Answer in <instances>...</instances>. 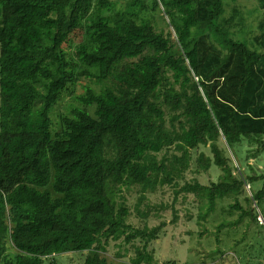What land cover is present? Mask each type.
I'll return each mask as SVG.
<instances>
[{
    "label": "trees",
    "instance_id": "trees-1",
    "mask_svg": "<svg viewBox=\"0 0 264 264\" xmlns=\"http://www.w3.org/2000/svg\"><path fill=\"white\" fill-rule=\"evenodd\" d=\"M256 1L262 17L249 45L221 25L224 0H126L117 12L107 0H0V264L64 254L108 264L104 245L121 238L144 242L131 264H152L147 243L165 223L132 231L122 189L137 187L142 203L158 186H178L199 146L211 157L198 153L197 172L213 165L223 174L175 195L204 201L201 218L260 178L238 166L234 175L218 143L236 163L243 141L264 148V0ZM156 10L175 41L153 27ZM76 30L86 43L73 61L64 44ZM82 78L99 90L86 88L82 107L60 113L52 132V111ZM169 148L179 156L158 160ZM245 201L248 211L236 203L239 217L219 230L257 222L264 183Z\"/></svg>",
    "mask_w": 264,
    "mask_h": 264
},
{
    "label": "rangeland",
    "instance_id": "rangeland-1",
    "mask_svg": "<svg viewBox=\"0 0 264 264\" xmlns=\"http://www.w3.org/2000/svg\"><path fill=\"white\" fill-rule=\"evenodd\" d=\"M107 1L108 6L111 7V12L120 11L126 2V0ZM146 2L148 3L149 0ZM224 9L221 25L229 27L234 38L251 45L258 34L257 26L262 17V10H260L257 1L224 0ZM104 14L108 15L109 12L106 11ZM149 14L155 30L157 32L162 31L166 35L171 33V40L175 41L173 30L168 25V19L164 13L161 10H156L150 11ZM85 43L84 31L76 30L64 44L67 57L77 61L78 51ZM86 88L98 91L100 86L93 79L82 78L75 88L70 86L62 94L60 102L51 113L52 132L58 130L60 113L67 114L73 107L79 109L82 107L78 103L77 97L84 94ZM89 112L93 113L91 107ZM218 143L220 148L225 150L224 155L228 157L234 175L238 176L237 166L239 167V162L236 163L232 152L228 151L222 141ZM242 148L245 149V146ZM258 148L253 144L250 151L258 153L261 150ZM237 151L241 150L238 149ZM199 152L211 157L208 147L199 146L192 150L189 169L183 173V179L175 181L178 186H158L154 192L145 194V200L142 203H139L141 194L137 187L122 189V196L124 197L122 202L129 210L126 223L132 231L143 228L151 229L165 223V227L158 233L157 239L147 243L146 251L153 258L152 264H264V221H260V217H264V205L261 206V209L253 206V213L257 217V222L245 217L239 225L226 226L219 230L220 225L233 223L239 217L240 211L233 208L236 203L248 211L249 206L245 199L250 198L251 190L256 188V183H250L251 189L245 186L238 196L229 195L217 199L214 210L204 218H201L205 212L204 201L191 194L175 195L185 182L197 181L203 186L219 182V177L223 173L216 166L212 165L207 172H197L195 159ZM173 155L179 156L172 148H169L157 154V158L160 160L165 157L169 161ZM261 158L260 163L264 167V153ZM257 174L262 176L257 181L262 188L264 169ZM118 202L121 200L118 199ZM140 213L147 214V216L143 217ZM143 245L144 242L140 239L127 244L123 238L118 241L109 240L104 245L103 256L108 258V264H131V260L135 258V250L141 249ZM8 252L11 255L14 254L9 246ZM85 255L64 254L54 256L45 259L44 264H51L52 262L53 264H82Z\"/></svg>",
    "mask_w": 264,
    "mask_h": 264
},
{
    "label": "crops",
    "instance_id": "crops-1",
    "mask_svg": "<svg viewBox=\"0 0 264 264\" xmlns=\"http://www.w3.org/2000/svg\"><path fill=\"white\" fill-rule=\"evenodd\" d=\"M263 140H264V138H263ZM244 146H245V149L242 148ZM254 146L257 147L256 144H254ZM249 147H250V149H249ZM251 148H253V144L248 145L245 141H243L241 143V145H237L234 147L236 159L239 162L238 163L239 164V170H240V172H243V174H245L246 176H254V177H260L261 178L262 176L261 175L259 176L257 174V172L259 173L262 169H264L263 164L260 163V161L262 159L261 155L264 153V148L261 149L258 153L251 152L250 151ZM238 149H240L241 151L238 152L237 151ZM249 152H251V153L249 154ZM257 181L253 182V183H256V185H255L256 188H254V190H251L253 193L258 192L261 189V185ZM257 183H259V184L257 185Z\"/></svg>",
    "mask_w": 264,
    "mask_h": 264
},
{
    "label": "water",
    "instance_id": "water-1",
    "mask_svg": "<svg viewBox=\"0 0 264 264\" xmlns=\"http://www.w3.org/2000/svg\"><path fill=\"white\" fill-rule=\"evenodd\" d=\"M260 219L262 220V222H263V219H262V217H260Z\"/></svg>",
    "mask_w": 264,
    "mask_h": 264
},
{
    "label": "built area",
    "instance_id": "built-area-1",
    "mask_svg": "<svg viewBox=\"0 0 264 264\" xmlns=\"http://www.w3.org/2000/svg\"><path fill=\"white\" fill-rule=\"evenodd\" d=\"M260 221H262V220L260 219Z\"/></svg>",
    "mask_w": 264,
    "mask_h": 264
}]
</instances>
